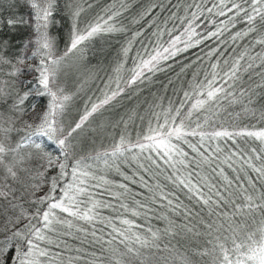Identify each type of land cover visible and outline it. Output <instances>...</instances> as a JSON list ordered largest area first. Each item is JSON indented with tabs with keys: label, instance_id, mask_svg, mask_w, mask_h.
I'll return each instance as SVG.
<instances>
[{
	"label": "snow or ice",
	"instance_id": "1",
	"mask_svg": "<svg viewBox=\"0 0 264 264\" xmlns=\"http://www.w3.org/2000/svg\"><path fill=\"white\" fill-rule=\"evenodd\" d=\"M17 5L0 264H264V0Z\"/></svg>",
	"mask_w": 264,
	"mask_h": 264
},
{
	"label": "trees",
	"instance_id": "2",
	"mask_svg": "<svg viewBox=\"0 0 264 264\" xmlns=\"http://www.w3.org/2000/svg\"><path fill=\"white\" fill-rule=\"evenodd\" d=\"M15 2H16V0H0V15H3L4 17H7L10 12H16V11L24 12V11H26L25 8L20 7L19 5H17V8H10L9 6L14 4ZM20 3L22 4L23 0H20ZM4 34L7 35V30L6 29H5ZM21 35H24V33L21 32ZM14 38H16V37H14ZM113 43H115V42L113 41ZM196 51L197 50L193 49L189 53H185L184 56L187 57L188 60L194 59L193 53L196 52ZM181 59H183V57H181ZM185 62H187V61H185ZM93 63H95V61H93ZM157 75H158L160 80L163 81L165 79L163 74H157ZM168 75L171 76L172 73H169ZM152 90L153 91L158 90V85L154 86ZM144 95H147V92H145Z\"/></svg>",
	"mask_w": 264,
	"mask_h": 264
}]
</instances>
